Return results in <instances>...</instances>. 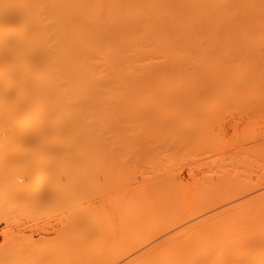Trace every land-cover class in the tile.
I'll use <instances>...</instances> for the list:
<instances>
[{
	"label": "bare ground",
	"instance_id": "6f19581e",
	"mask_svg": "<svg viewBox=\"0 0 264 264\" xmlns=\"http://www.w3.org/2000/svg\"><path fill=\"white\" fill-rule=\"evenodd\" d=\"M255 60H260V63L264 61V0H0V169L3 170L7 166L11 168L13 165L16 167L14 169L21 172V181L16 180V184H14L15 182L11 183L14 189L9 192L12 196L16 197L17 195V198L22 200V206L26 208L30 206L33 210L42 209L44 206L51 207L50 205L52 207L63 205L60 206L63 209L65 207L73 208L71 209L72 213H68L70 208L67 209V213L71 214V219H68L70 221H67V213L64 214L67 216L63 223H66L62 224L59 220L58 222L54 221L60 222L61 226L56 231V235L48 234L51 238H58L61 232L65 233V230H71L70 234H65L67 237L65 236L64 240L67 239V241L64 242L63 233H61L63 242L56 238L55 241H58L59 244L56 243L53 247L55 245L62 246L58 247L61 252L67 250L64 251L65 253L62 252L61 258L58 257L54 264H120V262L121 264H191L199 256L204 257L205 261H201L203 264H213L218 263L215 260L221 254L233 252V255H228L230 257L226 259L228 261L234 260L232 256L235 258L241 256L242 254L236 256L234 253L235 248L240 245L245 250L248 247L255 249L256 255L261 252L260 258H262L264 233L260 234L259 231L264 228L260 229L259 226L256 234L249 235L247 232L245 235L246 229L243 224L247 225L246 217L248 216H245L247 211L245 214L243 213L244 216L239 215L242 212L241 208L248 207L245 204L248 203V198H245L246 202L243 200V204H239L240 206L235 205L240 212L233 205L231 206L234 208L227 206V209L223 208L217 214H215L216 211L210 212V215L202 216L204 219L200 217L197 223L194 222L195 224L188 228V234L184 235L185 231H182L180 232L182 236H179L180 234L177 232L180 230L172 232L176 234L175 236L169 233L172 236L168 237L167 235L160 240L161 242L158 240L157 245L150 244L152 248L147 250L150 247L147 246L145 247L146 251L143 248L144 251L139 250L141 252L138 253L136 247L147 240L139 244L136 240L141 242L140 237L147 236L152 232L149 228L146 231H150V233L144 234L145 229H142L143 233L141 230L136 234L138 232L136 230H139L146 221L141 219V213H145L144 210L140 212L141 215L139 214V208H142L143 205L138 204H143V202L139 203V198L133 195L135 198L128 195L131 199L127 195V198H124L125 195L118 197L119 191L118 194L113 189V186L118 185L116 175L123 165L121 164L123 148L125 146L127 152L128 149H133L131 143L125 142L135 141V135L139 137L142 131L149 132L147 136L151 137L150 139L155 136L156 132L161 135L163 131L168 137H171L169 139H176L181 135V137L184 136L183 139L192 140L191 135L193 134H199L202 138L207 134V136L213 135L212 129H209L212 125L207 126V121L210 118L216 119L218 114H215V110L222 103L218 104L210 93L229 88L232 82L228 78L238 77L236 79L241 80L253 75L256 69L254 66H264ZM254 61L257 65L253 64V66ZM247 62L253 67L252 70L249 69L251 67L247 65ZM258 70L263 71L262 67ZM258 72L256 73L258 74ZM237 86L244 87L242 83ZM238 88L240 89V87ZM222 97L224 96H219L217 99L220 100ZM200 98L205 102H200ZM263 101L264 99H261L260 105L257 104L259 107L255 105L253 109L258 108L255 109L257 113L263 111L256 117L262 116L264 121V115H261L264 114ZM200 103L202 105L199 106ZM198 107L203 110L198 111ZM165 108L167 110L176 109V111L181 109L182 112L173 113L172 116L175 115V118L169 119L171 121L162 120L161 123L160 119L163 118L160 117L165 116L162 109L166 111ZM172 112L174 111L172 110ZM192 112L195 115L190 114ZM154 113L156 114L154 115ZM196 113L198 114L196 115ZM183 117L187 119L184 120ZM213 119H210L208 123L211 124ZM152 121H156L155 123L158 125L155 133L150 129L151 125L149 124ZM186 121L188 123H184ZM164 122L167 125L163 124ZM174 123L178 125L174 126ZM259 124H252L251 127ZM168 125L169 130L166 129ZM143 126L146 128L143 129ZM141 128L142 130H140ZM193 128H197V130L195 131ZM250 130L255 129L250 128ZM263 130L253 131L252 140H254L252 137L256 132V135L259 134L263 137L255 136V139L260 140L254 141L259 143L251 142V147L253 144L255 147L262 145L264 135L260 132ZM160 135L156 134V136ZM223 139H225L224 135L222 141ZM122 140H125L124 144H122ZM153 140H157V138H153ZM252 140L249 139V141ZM197 141L199 140L197 139ZM214 142L216 143V140ZM214 142H207L209 145L206 147L215 149V147L222 148L234 144L229 137L227 143L217 140V143L219 142L221 145L226 144L222 147L214 145ZM261 147L263 148V146ZM127 152L125 154L128 155H124L122 158L131 157L130 151ZM131 152L133 154L132 150ZM253 152L249 155L253 156ZM262 153L264 152L262 151ZM118 154L121 156L118 157ZM249 155L247 156L250 157ZM220 162L223 163V159ZM235 166L231 165V167ZM97 172L112 174V178L101 181L99 176L96 177ZM62 175L64 177H61ZM170 176L168 175L169 178ZM105 183L108 186L110 184L109 187L118 196L117 194L110 195L111 190L109 188L110 191L105 190ZM219 184L221 183L219 182ZM117 187L115 188L117 189ZM212 187L209 188L211 190L207 188L208 196L214 194L213 192L216 191L214 187L218 189V186ZM87 189L91 191L92 195L102 191L97 194L102 196L90 195V199L94 197L93 200H87L90 197L87 192V195L84 193L88 191ZM223 189H218L217 193L222 192ZM107 193H109V197L113 196L114 198L111 197L108 201ZM207 194H204L206 195L203 196L204 199L207 198ZM258 194L260 192L256 195ZM96 196L99 199L102 197V200H99L102 206H97L99 202L94 204ZM254 196H250V200L254 198V203L251 202V207L248 204L249 207L246 208V210L252 211H249L250 215L248 214L252 216L251 219L253 216L259 215L257 221L251 222L252 226L250 227L254 228L253 231L259 225L256 223L262 217L261 214H251L264 210L260 208L264 204V198L256 199L262 200V202L259 201L261 206L258 208V204H256L258 202L255 201L256 197ZM81 198L82 202H86L85 204L81 203ZM83 198H87V201ZM159 198L162 199V197ZM61 199H65V201L59 203ZM70 200L72 201L70 202ZM112 200H115L112 202L115 204L114 206H112ZM107 201L111 205L105 206L110 208L104 206ZM133 201L136 204H133ZM125 203L130 206H125ZM135 205L138 206L134 207ZM92 208L96 209L98 214H95L96 211H93ZM155 208L157 209L156 206ZM156 209H153V212L150 210V214H160L163 211L162 207L161 211L158 207L157 211L159 212L155 213ZM129 211L132 212L129 213ZM148 211L146 210V212ZM100 213L102 219L98 218ZM92 214L98 216L100 221H95V216ZM145 215L142 218L146 217ZM220 217L224 222V218H227V223H223L222 226L207 224L209 227L207 225L205 227L204 223L207 222L203 221H210V219L214 221V218L219 219ZM76 218L83 219L84 223ZM84 219H89V225ZM145 219L148 220V218ZM251 219L249 218V220ZM91 221L93 222L91 223ZM241 223L243 224L241 225ZM249 223L248 221V227ZM44 224L38 227L34 226L37 227L35 232L47 234L53 230L54 226L50 230L51 228ZM147 224L148 221L144 226L148 227ZM224 224L229 225L228 230V226L224 227ZM235 224L236 227L245 230L243 232L233 231L234 227L230 226ZM45 225L50 226V223ZM68 225L72 227L69 228ZM214 225L215 228H212ZM31 226L28 227L31 229ZM156 226L160 227L161 225ZM242 226L243 228H241ZM261 226L263 227V224ZM216 227H221L223 230L226 228L227 231ZM79 228L81 230L84 228V230L80 231ZM216 229L224 232H217L222 238L221 241H225L224 243H220V238L215 234ZM134 231L136 232L134 233ZM253 231L250 228L249 232ZM28 234L27 238L23 234L26 242L23 240V236L21 237L23 247L25 243H29L25 244L26 250H32L34 247L36 248L33 251L41 249L45 242H47L44 244L45 247L52 246L51 243L48 244L49 237L44 238L47 235H38L36 241V238L33 240L32 236L28 237ZM138 234L141 236L138 237ZM30 240L36 243L30 242ZM52 240L54 239H50V242ZM241 240L243 244L240 243ZM66 242H68L67 245L64 244ZM129 242H135L133 244L136 246L125 248L124 243L128 244ZM222 244H226V247L221 246ZM240 247L239 249H242ZM47 248L43 250H48ZM250 248H248L250 252L246 250L249 252H247L248 257L245 256L247 259L254 255V250ZM198 249L200 251H196ZM122 250L124 251L122 252ZM222 250L226 253H222ZM235 252L237 253L239 250ZM125 253L126 255L131 254V257L125 258ZM194 253L199 256H195ZM256 255L255 257H257ZM225 256L221 257L224 259ZM238 258L234 260L238 264L264 262V259L258 260V262L256 260L258 257L254 260L250 258L253 263L246 258L247 262L245 260L240 262L238 260H241V257ZM120 259L126 261L123 260L122 263ZM191 260L193 261L190 262ZM40 261L36 264H46L48 260L42 261V263ZM54 261H49L48 264H52ZM60 261L62 263H57ZM197 261V263H195L196 261L193 263L201 264L200 260ZM222 262L224 264V260ZM21 263L23 264L24 261Z\"/></svg>",
	"mask_w": 264,
	"mask_h": 264
},
{
	"label": "rangeland",
	"instance_id": "374dc122",
	"mask_svg": "<svg viewBox=\"0 0 264 264\" xmlns=\"http://www.w3.org/2000/svg\"><path fill=\"white\" fill-rule=\"evenodd\" d=\"M251 61H253V60H251ZM255 61L257 63L259 62L260 65H264V61L261 63H260V60H255ZM254 62L253 63L249 62V63H252V65L253 64L257 65V63L256 62L254 63ZM247 65L250 66L248 64V62H247ZM258 66L259 65L254 66V69L256 67L255 72H254V74H256V75L253 74V75L247 76V78H244L241 80L236 79V78H238L236 76H235L236 77L235 79H232L233 77L228 78V80L232 82V85L229 88H227L226 90H223V91L216 90V91L210 93L211 97L213 99L217 100L218 104L222 103V105H220V106L216 105L217 109L215 110V114H218L216 119L214 120L213 118H210V119H213V120H211L212 122L214 121L213 124H212V122H211V124L208 123V121H210V119H208V121H207L208 125L205 124L207 126L212 125L211 128H209V129L210 130L212 129L211 132L213 133V135L209 134L210 136H207L208 134L206 133L207 135L203 136V138H202V136L199 134H196V135L193 134V135H191L192 140H189V138H188V140L186 138H184V139H186V140H184L182 138L184 136L181 137V135L178 137L175 136L176 139H169L171 137H168L166 133H163L165 131H163L161 135L155 131L156 128L158 127V125H156V123H155L156 121H152L151 122L152 124L151 123L149 124V125H151L150 126L151 128L150 127H148V128H150L152 131H154V133L156 132V134L160 135V136H156V134H154L155 136L152 135L154 137H152V139H150L151 137L149 138L147 136V133H149V132L146 133V131H142V133L139 134L140 135L139 137H137L138 135H135L136 139L132 138V139H135V141L133 140V141L129 142L127 140L128 142H125V143H129V144L131 143V145H133V147H132L133 149H128V152L130 151L129 154H131V157L125 156V158H122L124 155H128V154H125L127 152V151H125L126 147L125 146H124V148L122 147L124 149L123 150L124 153H122L123 155L121 157L123 162H121V161L120 162L123 165H122L121 169H119L120 171L118 172V174L116 175V178L118 181L117 183H118L119 187H117L118 186L117 184H115L117 186H113V184H111L114 187L113 189L115 191H117V193L119 191L120 194L118 193L119 194V196H118L117 193H114V191H112L111 188L109 187L110 184L108 186L107 183H105V190L107 191L110 189L111 190V191L109 190L111 192L110 195L117 194L118 197H120V195H121V197L123 195H125L124 198L128 197L129 199H131L128 195H130L131 197L136 196L140 200L139 203L143 202V204H138V205H143L142 208H139V214L143 210L145 213H147L145 215V213L142 212L141 213L142 215L141 214L140 215H141L142 220H146L144 222V225L148 221L147 225H149V226L146 227V226L142 225V227L139 230H136L138 232L134 231V233L136 232V234H137L142 229H145V231L142 230V233H143V231L145 232L144 234L150 233V231H152V232H151V234H149V235L147 234V236H144L145 238H148V239H145L144 237H140L141 234L137 235L138 237H140L139 240L141 241V242H139L138 240H136V242H138L137 244L143 243L142 241L147 240L143 244L136 247L137 252L139 250H142L143 248L145 250V247H147V246H150L149 248H147V250L152 248L151 247L152 245H154V244L157 245L158 240L159 241L162 240V238L167 237V235L169 237L171 235L169 233L176 232V231L180 230L179 232H177L180 234L179 236H182V233H180L182 231H185V232H183L184 235L188 234V232H187V231H189L188 228L193 226V224L197 223V220H199L200 217H201V219H204V218H202V216L205 217V215H210V212L214 213L216 211L215 214H217L223 208L227 209L228 208L227 206L233 205L234 207H236L237 204L238 205L241 203L243 204V200H245V202H246L245 198H248L247 200H249L248 203H245L249 207L248 204H250L251 202L254 201L253 200L254 198H252V200H250L251 199L250 196H252V195L253 196L255 195L254 197H256L255 201H257L258 203H256V202L255 203L258 204V208L261 206L260 203L262 202V200H256V199L257 198H264V195H263L264 193H262V192H264V153H262V151L264 152V150H263L264 149V141H263V139H261L263 141V142H261L262 143L261 146H263V148H262L259 145H257L258 147H255L254 142H256V141H254V140L258 139V138L255 139V136L260 137V138L263 137V136L262 137L259 136V134L256 135V133L258 131L264 129V126H263L264 121L262 119V116L256 117L257 114L262 113L263 111H260L257 113V111L255 109H258V108H255V109H253V108L257 104L260 105L259 102H261V99L262 100L264 99L263 98L264 97V66H261L263 71L258 70V68L261 69V67H258ZM249 69L252 70L253 67H251ZM247 71H250V70H247ZM260 71H262V72H260ZM256 72H258V74ZM245 75H247V74H245ZM239 83L240 84L242 83L244 85V87L241 88V86H237ZM238 87H240V89ZM200 95L203 96V94H200ZM219 96H224V97H222L220 100H218L217 97H219ZM200 102H205V101H202V99H201ZM200 105H202V104L200 103L199 106ZM257 107H259V106L257 105ZM165 109H166V111L164 109H162V112L164 111L165 116L160 117V118H163V119H160L161 123H162V120H169L171 118H175L176 117L175 115H174L175 117L172 116L173 113H177V111L180 113L182 112V111H180L181 109L176 111V109L170 108L174 112H172V110H167V108H165ZM197 110L202 111L203 109L199 108ZM211 110H213V109H211ZM259 110H262V109H259ZM155 111H157V110H155ZM187 111L188 110L186 109V112ZM198 111H195V112H198ZM198 113H202V112H198ZM198 113H196V115ZM155 114L156 113H154V115ZM164 114H161V115H164ZM185 114L187 115V113H185ZM190 114L193 115L194 112H192ZM157 115H159V114H157ZM206 115H204V116H206ZM261 115H264V114H261ZM178 116H180V115H178ZM213 116H216V115H213ZM210 117H212V116L210 115ZM153 118H156V117H153ZM196 118H197V116H196ZM205 118H207V116ZM259 118L261 121L258 120ZM186 119L187 118H184V120H186ZM152 120H154V119H152ZM184 120H182V121H184ZM189 120H191V119L189 118ZM197 120H199V119H197ZM201 120H203V119H201ZM169 121H171V120H169ZM175 121H173V122H175ZM262 121H263V123H261ZM184 123H188V122L186 121ZM163 124H165V122ZM252 124H259L257 126L259 128L262 127L263 129L262 128L259 129L257 126L251 127ZM146 125L148 126V124H146ZM165 125H167V124H165ZM175 125H178V124L174 123V126ZM187 125H190V124H187ZM137 126H139V125H137ZM202 126L204 127L203 124H202ZM146 127H144L143 129H145ZM160 127H163V126L160 125ZM173 127H171V128H173ZM181 127H180V129H181ZM135 128H137V127H135ZM186 128H188V127H186ZM190 128H192V127H190ZM250 128H252V129L254 128L255 130H257V132L253 134L254 137H252L254 140L251 139V134L255 130L251 131ZM166 129L169 130V125ZM200 129H203V128H200ZM209 129L207 130V132L209 131ZM140 130H142V128ZM177 130H179V129H177ZM193 130L196 131L197 128H195V129L193 128ZM199 132H200V130H199ZM263 132H264V130L262 132H260V134L262 133V135H264ZM192 133H194V132H192ZM202 133H204V132L202 131ZM151 134H153V133L151 132ZM223 135L225 136V139H227V140H228V137L230 139H232L234 144H231V145L219 144V142L227 143V140H225V139H223V141H225V142L222 141ZM186 137H188V136H186ZM153 138H157V140H153ZM197 139L199 141H197ZM249 139L252 141H249ZM214 140H216V143L214 142ZM217 140H219L218 143H217ZM259 140L260 139H258V141ZM124 141L125 140L121 141L122 144H124L123 143ZM206 141L209 143L214 142L215 143L214 145H217V146L218 145H220L221 147L223 145H226V146H224L222 148L215 147V149H214V147L208 148L206 146L209 145V143H207ZM211 141H213V142H211ZM251 142L254 143L253 144L254 148L251 147L252 146ZM256 143L258 144L259 142H256ZM210 145L212 146V144H210ZM255 148L262 149V151H259V149H255ZM131 150L133 151V154H132ZM253 150H254V152H253ZM252 152H253V156H251V154L249 155V153H252ZM254 154H256L255 158H254ZM247 155H249L250 157H248ZM117 156L120 157L121 155L118 154ZM219 156L222 158H220ZM246 158L248 161L247 160L245 161ZM101 159H102V157H101ZM222 159H223V163L220 162ZM233 160H234V162H233ZM234 163H236L235 165H237V166L233 165ZM231 165L235 166V167H231ZM14 168H16V167H13V165H12L11 168L7 166V168H4L3 170L0 169V264H22L21 261H24V263L26 262V264H36V262H38L40 260H42V261L48 260L46 262V264H48L49 261L55 260L54 262H52V264H54L57 261L56 259L58 257L61 258V254L65 253L67 249L64 250L65 252L62 251L63 252L62 253L60 248H58V247H62V246L55 245L53 247V245L58 242V241H55L58 238L60 239L61 242H63L61 239L62 238L61 233H63V232L60 233V235H59L60 237H58V238L57 237L51 238V236L56 235L55 234L56 231L61 226L60 222L56 223V222H58V220L61 221L62 224H64L66 222L63 223V221L66 220L65 217L68 215L69 218L68 217H66V218H67V221H70L68 219H71L70 218L71 214H68V213H72L71 211H73V210H71V209H73V208L69 207L70 208L69 209L68 207H65V209H63L60 207L63 205L59 204L60 206L54 205V207H52V205H50L51 207H49V206L45 207L44 206L42 209L37 210V208H36V210H33L32 208H30L29 205L24 204L25 206H29L28 208L22 206L21 205V204H23V202L21 203L22 200L19 197L17 198V195H16V197L12 196L11 193L9 192L10 190L14 189L11 186V183L15 182L16 180L21 181V172L19 170L14 169ZM96 175H95L96 177L99 176L98 178H100L99 180H101V181H103L105 179L107 180L108 178H112V176H111L112 174H109V173L97 172ZM168 175L169 176L171 175L170 178L168 177ZM61 177H64V175H62ZM61 179H63V178H61ZM212 180L215 182H213ZM218 180L221 184H219V182H216ZM96 181H98V180H96ZM114 181H116V180H114ZM108 182H110V181H108ZM212 182L214 183V185H212L213 184ZM14 184H16V182ZM216 184H218V185H216ZM208 185H212L213 187L218 186V189H220V188L221 189L224 188V189L222 190V192L217 193L218 189H216L217 187L216 188L214 187V189L216 191L213 192L214 193L213 195H211L212 193L210 191L211 194H209V195H211V196H208L207 188L209 189L212 187V186H208ZM10 186H11V189H10ZM15 187H16V185H15ZM115 187H117V189ZM94 189H96V188H94ZM143 189H145L146 192ZM50 190L53 191L52 189H50ZM87 190L89 191V189H87ZM209 190H211V189H209ZM83 191H84V189H83ZM83 191H81V193ZM88 191L84 192L85 195H87L86 192L89 194V196L90 195L91 196L97 195L100 192H102V191H100L99 193L97 192V194L92 195L91 191H89V192ZM205 191H206V193H205ZM62 192H65V191L62 190ZM259 192H260V194H262L260 197H258V195H260V194L256 195ZM84 193H82V194L84 195ZM12 194H13V192H12ZM15 194H17V193H15ZM108 194L109 193H107V196L109 198L108 201H110L111 197H113V196L109 197L110 195H108ZM160 194H161V196H159ZM204 194H207V198L208 197L209 198L204 199L203 196H206ZM126 195H127V197H126ZM162 195H164V196H162ZM91 196L88 197V199L87 198L86 199L92 201L94 197L92 199H90ZM97 196H102V195H97ZM97 196L95 198L98 201L95 199L96 201L94 200L93 202H94V204H97V202H99V204H97V206H98V205L102 204L99 201V200H102L101 199L102 197L99 199V197H97ZM158 196L162 197V199L159 198ZM84 197H87V196H84ZM103 198H104V196H103ZM133 198H135V197H133ZM83 199L86 200L85 198H83ZM124 200H126V199H124ZM136 200L135 201L138 202V199H136ZM61 201H65V199L59 200V203H61ZM71 201L72 200H70V202ZM80 201L82 204L86 203V202H82L83 201L82 198ZM113 201H115V200H112L111 203ZM259 201H261V202H259ZM107 202L104 204V206L108 205V204L111 205L110 202H108V203ZM128 202L131 203L130 201H128ZM78 203H80V202H78ZM263 203H264V199H263ZM71 204H73V203H71ZM133 204H136V203L133 201ZM91 205L93 206V204H91ZM114 205L115 204H113L112 206H114ZM138 205H135L134 207H136ZM160 205H161L163 211L160 210L161 209ZM251 205L252 204H250V207H251ZM65 206H66V204H65ZM67 206H68V204H67ZM70 206L73 207V205H70ZM125 206H127V203H125ZM129 206H127V207H129ZM155 206L157 207V209L159 207V210L162 213L160 212V214L159 213L157 214L156 212H159V211H157ZM233 206H231L229 208H234ZM262 206H264V204H262ZM262 206L260 208L264 209V207H262ZM143 207L146 209H144ZM152 207H154L153 209H156L155 210L156 214H154V215L150 214L151 213L150 210H152V212H153ZM248 207L245 206L244 207L245 209L241 208L240 210L242 212L238 211L237 207H236V209L238 212H240L239 215L242 214L243 216H244L245 212L247 211V213H246L247 215H245V216H248V217H246L248 219L246 221L247 225H248V221L250 223L257 221V218L259 219V217H257L259 215H257V214H261L262 218H260V221L258 220V223H256V225H258V224L259 225L258 226L255 225L257 228L254 226L256 229H255V231H253L254 228L252 229V227H250V226H252V223L251 224L249 223V227L246 224L241 223V225L242 224L245 225L246 230L245 229L241 230L239 227H236V224H235V225L230 226L231 228L236 227L235 229L234 228L232 229L233 231H236V232L242 231L243 232L245 230V232H246L245 235H247V232L250 235L251 233L256 234L258 232L257 231L258 228H260V227H261L260 229L264 228V219H263L264 216H262L264 213L263 212L264 210H262V212H257L254 210L255 212L252 213L251 215L255 214L257 216H253V219L256 218L255 220H253V219H251L252 216H249L250 215L249 211H251V210H246V208H248ZM94 208L98 209L97 207H94ZM108 208H110V207H108ZM254 208H256V207H254ZM67 209H69L68 213H67V211H68ZM96 209L92 208L93 211H96ZM249 209H252V208H249ZM108 210H110V209H108ZM125 210H126V207H125ZM127 210H129V209H127ZM130 210H132V209H130ZM146 210H149V211L146 212ZM258 211H261V210L258 209ZM126 212H128V211H126ZM131 212L132 211H129V213H131ZM66 213H67V215L65 216L64 214H66ZM95 214H98L97 211L95 212ZM92 215L95 216L94 214H92ZM100 215H101V213L99 214V216ZM128 215H130V214H128ZM128 215H126V216H128ZM143 215H145L146 217L142 218ZM97 217L98 216H95V219L94 218H92V219H94L95 221L96 220L100 221L98 218L102 219L101 216L98 218ZM145 218H148V220ZM217 218H214V221H216L217 223L216 222L214 223V221L212 219H210V221L209 220L203 221V222H207V223H204L205 227H207V226L209 227V225H207V224H210V226H213L212 224H216V226L218 224H220L222 226L223 223H227V221H228L227 218H224L225 222L222 221V219H223L222 217H220L219 219H217ZM249 218L251 220H249ZM76 219H79V218H76ZM89 219H84L87 221V222L85 221L86 224H88ZM215 219H217L218 221L221 220L220 222H222V223L218 222ZM79 220H81L80 222L84 223V221H82L83 219H79ZM54 221H56V222H54ZM93 221H91V223ZM77 222H79V221H77ZM260 222H261V224H260ZM44 223L45 224L50 223L51 227L49 225H45ZM54 223H56V224L54 225ZM82 223H81V226H82ZM89 223H90V221H89ZM42 224H44V226H48L49 228H51L50 230H52V227L54 226L53 230H52L53 232L50 231L47 234L46 233H39L38 234L37 232H35L36 228L38 226H42ZM204 224H201V225H204ZM262 224H263V227L261 226ZM83 225L85 226V224H83ZM156 225H159V226L161 225V226L158 227ZM220 225H218V226H220ZM241 225H239V226H241ZM26 226H27V228H26ZM28 226H31L32 230ZM34 226H37V227H34ZM56 226H57V229H56ZM62 226H64V225H62ZM68 226H66V227L68 228ZM225 226H228L227 227V230H228L229 225L224 224V227ZM70 227H72V226L70 225L69 228ZM224 227H222V228H224ZM23 228H24V230H23ZM154 228H156V230H154ZM183 228H186V229L183 230ZM212 228H215V225ZM216 228L221 229V227H216ZM241 228H243V226ZM250 228H251V231H253V232H249ZM61 229H62V227H61ZM79 229H80V231L84 230V228H82V230H81V228H79ZM148 229L150 231H146ZM217 229L215 230L216 231L215 234L218 235V237L220 236L218 233H224L223 231H227L226 228L224 230L221 229L223 231L217 230ZM157 230H159L160 233H158L159 231H157ZM32 231H33V233H32ZM59 231H61V230H59ZM65 231L66 232L63 233L64 234L63 240H64L65 236L67 237V235H65V234L71 233L70 232L71 230L68 231V229H67ZM260 231H259L260 234L264 233L263 232L264 230H260ZM21 232H23V233H21ZM52 233H54V235ZM76 233H78V232H76ZM156 233H158V234H156ZM23 234H25L24 235L25 238H27V234H28V237L32 236L31 239L39 237L38 235H41V234L47 235L44 238L47 239L49 237L48 238V240H49L48 244L51 243L50 245H52V246L47 245V247H49V248L51 247L50 249L45 247L44 244L47 243V242H45L43 244L42 248L39 247L41 249H36L33 251V249L36 248V247H34L32 250H26V248H24V247H26L25 244H29V243H25L24 247H23L22 242H23V240L25 241ZM48 234H50L51 236ZM144 234H142V235H144ZM154 234H155V236L152 237V235H154ZM175 235L176 234L174 233L173 236H175ZM21 237L24 239L22 240ZM219 238H220L219 241L221 243L222 238L221 237H219ZM46 239H45V241H48ZM50 239H54V240H52V242H50ZM142 239H144V240H142ZM21 240H22V242H21ZM35 240L37 241L38 239L36 238ZM65 240L67 241V239H65ZM65 240H64V242H65ZM68 240H69V237H68ZM28 241H29V239H28ZM43 241H44V239H43ZM30 242L36 243L32 240H30ZM224 242L225 241H223L222 243H224ZM133 243H135V242H133ZM133 243L129 242L128 243L129 245L124 243V245L126 246L125 248L132 246V245L136 246ZM240 243L243 244V241ZM39 244H41V243H39ZM57 244H59V243H57ZM61 244H63V243H61ZM64 244L67 245L68 242H66ZM150 244H152V245H150ZM36 245L39 246L38 244H36ZM68 246H63V247H68ZM221 246L226 247V244H222ZM246 246H249V245H246ZM260 246H262V245H260ZM239 247L235 248L236 249L235 251L239 250V252H241V253H239V252L236 253L235 251H234V253L236 256H237V254H242L241 256H238V257H241V260H238V261L242 262V260L244 261L245 258L248 257L247 254L250 252V250H248V248H250V247L246 248V250H248L249 252L246 251L245 249H243L242 248L243 246L240 247L242 249H239ZM44 248H47L48 250H43ZM257 248H256V250H257ZM263 248L264 247H262V249ZM214 249L216 250L217 248H214ZM250 249H253V248H250ZM134 250H135V247H134ZM134 250H133V252L136 251V250L135 251ZM144 250H142V252ZM242 250H244L246 254L243 253L244 251H242ZM253 250H254L253 251L254 257L253 256L251 257L249 255L250 258H252V260H254V258L256 259L257 257L259 258V259L258 258L256 259L257 261L264 259V255H263L264 252L262 253V258H260L261 252L260 253L257 252L258 254L256 255L255 249H253ZM123 251L124 250H122V252ZM196 251H200V250L198 249ZM257 251H259V250H257ZM262 251H264V250H262ZM140 252L141 251H139L138 253H140ZM221 252L226 253V251L224 252V250H222ZM136 253H133V254H136ZM219 254H220V252H219ZM231 254L233 255V252ZM231 254H223V255H226L224 257V259L221 257V256H223L222 254L221 255L217 254L218 256H220L219 258H221V260H219V258L216 255L217 260H215V261H218V263H213V264H220V263L223 264L222 260H224V264H230L236 258H238V257L235 258V256H232V257H234V260H232V261L226 260V259L230 258V257H228V255L231 256ZM124 255H126V253ZM130 255L131 254H127L124 257L128 258ZM194 255L199 256L198 254H195V253H194ZM194 255H193V257H194ZM255 255L257 257H255ZM123 256H122V258H123ZM60 258H59V260H61ZM201 258H203V259H201ZM191 259H194V258H191ZM249 259H247V260L249 261ZM123 260L124 259H120V261H122V263L124 261H126V260H124V261ZM197 260H200L201 264H203V262H201L202 260L205 261L204 257H200V256H199V258H197ZM197 260H195L196 262L193 260H191L190 262L193 261V262L197 263L198 262ZM225 260L228 262H226ZM247 260H245V262H247ZM42 261H40V263H42ZM250 261H251V259H250ZM193 262L191 264H194ZM251 262L253 263V261H251ZM57 263H62V262L60 261ZM255 263H257V262H255ZM263 263H257V264H263ZM120 264H121V262H120ZM231 264H238V263H236V261H234Z\"/></svg>",
	"mask_w": 264,
	"mask_h": 264
}]
</instances>
